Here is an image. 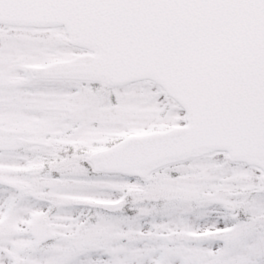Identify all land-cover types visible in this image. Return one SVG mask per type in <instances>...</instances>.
Returning a JSON list of instances; mask_svg holds the SVG:
<instances>
[{
  "label": "snow or ice",
  "instance_id": "1",
  "mask_svg": "<svg viewBox=\"0 0 264 264\" xmlns=\"http://www.w3.org/2000/svg\"><path fill=\"white\" fill-rule=\"evenodd\" d=\"M0 264H264V0H0Z\"/></svg>",
  "mask_w": 264,
  "mask_h": 264
}]
</instances>
